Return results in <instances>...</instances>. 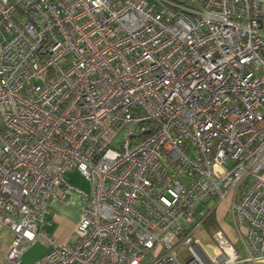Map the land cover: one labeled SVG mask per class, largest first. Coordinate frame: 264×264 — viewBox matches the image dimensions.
I'll return each instance as SVG.
<instances>
[{
	"label": "built area",
	"instance_id": "2783aa9c",
	"mask_svg": "<svg viewBox=\"0 0 264 264\" xmlns=\"http://www.w3.org/2000/svg\"><path fill=\"white\" fill-rule=\"evenodd\" d=\"M208 197L243 252L192 236ZM37 241L34 264L264 262V0H0V264Z\"/></svg>",
	"mask_w": 264,
	"mask_h": 264
},
{
	"label": "crops",
	"instance_id": "0c3cea01",
	"mask_svg": "<svg viewBox=\"0 0 264 264\" xmlns=\"http://www.w3.org/2000/svg\"><path fill=\"white\" fill-rule=\"evenodd\" d=\"M65 177L70 184L76 187L87 191L90 189L89 184L79 175L77 171H69L65 174ZM83 202V199L79 195L71 192L68 194L66 203H62L58 200H51L47 203V217L51 222L48 230L55 237L57 244H61L69 239L80 219V210L83 206ZM212 212L214 213V210ZM214 214L217 229H222L228 237L235 240L232 224H221L216 213ZM42 254L43 250H41L40 253H37V256ZM260 264H264V262Z\"/></svg>",
	"mask_w": 264,
	"mask_h": 264
},
{
	"label": "rangeland",
	"instance_id": "374dc122",
	"mask_svg": "<svg viewBox=\"0 0 264 264\" xmlns=\"http://www.w3.org/2000/svg\"><path fill=\"white\" fill-rule=\"evenodd\" d=\"M147 1L154 2V0H147ZM174 1L184 2V0H174ZM210 209L214 210V213H216V215L218 216V219H219L221 224L231 225V220H230L228 214L226 213L227 203L225 201L217 202L216 200L208 197V198H205L201 203H199L196 206L195 220L190 225V227H193L197 222L204 219L206 213ZM213 215H215V214H213ZM209 230L211 231V229H209V227H206L204 222H203L199 226V228L196 231H194L192 236L194 238L199 239L202 243H205V244L210 243L211 239H210ZM11 236L12 235L8 231H6L5 229L2 231L1 238L3 239L4 244L6 246L9 245V241H10ZM229 239L238 249H240L242 252L244 251L241 243H238L236 240H234L231 237H229ZM46 249H47V247L44 246L43 243H41L40 241H37L34 244L30 245L23 254L22 259H23L24 264H34V261L39 257V255L37 256V253H40L41 250H43V253H44L46 251ZM183 250L184 249H179L178 252H182Z\"/></svg>",
	"mask_w": 264,
	"mask_h": 264
},
{
	"label": "trees",
	"instance_id": "16d2710c",
	"mask_svg": "<svg viewBox=\"0 0 264 264\" xmlns=\"http://www.w3.org/2000/svg\"><path fill=\"white\" fill-rule=\"evenodd\" d=\"M213 214L214 213L211 211L203 221L205 226L211 229V231L209 230V233H212L213 230L217 229V223Z\"/></svg>",
	"mask_w": 264,
	"mask_h": 264
}]
</instances>
